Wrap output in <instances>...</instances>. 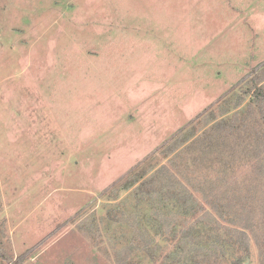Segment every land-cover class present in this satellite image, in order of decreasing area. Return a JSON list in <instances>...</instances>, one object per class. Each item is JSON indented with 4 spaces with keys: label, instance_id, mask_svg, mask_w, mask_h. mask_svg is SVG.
I'll use <instances>...</instances> for the list:
<instances>
[{
    "label": "rangeland",
    "instance_id": "rangeland-1",
    "mask_svg": "<svg viewBox=\"0 0 264 264\" xmlns=\"http://www.w3.org/2000/svg\"><path fill=\"white\" fill-rule=\"evenodd\" d=\"M263 63L264 0H0L7 256L15 264H172L173 244L150 245L154 259L123 216L106 217L113 204L103 191ZM206 206L186 234L199 219L226 226ZM261 222L238 235L249 239L244 264H264V215Z\"/></svg>",
    "mask_w": 264,
    "mask_h": 264
},
{
    "label": "trees",
    "instance_id": "trees-1",
    "mask_svg": "<svg viewBox=\"0 0 264 264\" xmlns=\"http://www.w3.org/2000/svg\"><path fill=\"white\" fill-rule=\"evenodd\" d=\"M103 196L113 204L106 217L119 221L123 216L131 238H142L138 248L154 259L159 250L150 249L153 243L158 248L173 244L166 263L211 264L229 253L236 256L234 263L244 264L250 247L249 239L241 237L257 229L264 215V63L235 92L221 97L104 189ZM204 206L213 208L226 226L199 219L186 234V225ZM78 228L97 240L88 223L79 222ZM203 246L206 250L201 251ZM0 258L15 264L2 244Z\"/></svg>",
    "mask_w": 264,
    "mask_h": 264
},
{
    "label": "crops",
    "instance_id": "crops-1",
    "mask_svg": "<svg viewBox=\"0 0 264 264\" xmlns=\"http://www.w3.org/2000/svg\"><path fill=\"white\" fill-rule=\"evenodd\" d=\"M13 229V228H12Z\"/></svg>",
    "mask_w": 264,
    "mask_h": 264
}]
</instances>
